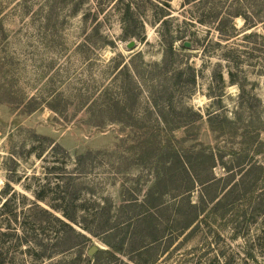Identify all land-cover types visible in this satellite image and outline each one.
<instances>
[{
    "label": "rangeland",
    "instance_id": "1",
    "mask_svg": "<svg viewBox=\"0 0 264 264\" xmlns=\"http://www.w3.org/2000/svg\"><path fill=\"white\" fill-rule=\"evenodd\" d=\"M0 264H264V0H0Z\"/></svg>",
    "mask_w": 264,
    "mask_h": 264
},
{
    "label": "water",
    "instance_id": "2",
    "mask_svg": "<svg viewBox=\"0 0 264 264\" xmlns=\"http://www.w3.org/2000/svg\"><path fill=\"white\" fill-rule=\"evenodd\" d=\"M133 45H134V41H129V42H127V44H126L127 48H131ZM184 45H185V46H189V42H184ZM94 250H96V247H95V246H92V247L88 250V253H89V254H92V253L94 252Z\"/></svg>",
    "mask_w": 264,
    "mask_h": 264
},
{
    "label": "trees",
    "instance_id": "3",
    "mask_svg": "<svg viewBox=\"0 0 264 264\" xmlns=\"http://www.w3.org/2000/svg\"><path fill=\"white\" fill-rule=\"evenodd\" d=\"M45 212H47L48 213V211L47 210H44ZM57 220H59V221H61L64 225H66L68 228H70L71 230H73L72 229V227H71V225H69L68 223H66V222H63L62 220H60L59 218H57Z\"/></svg>",
    "mask_w": 264,
    "mask_h": 264
}]
</instances>
